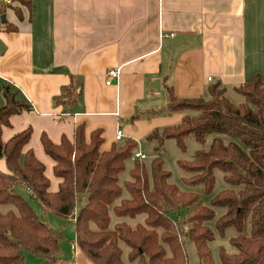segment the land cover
Here are the masks:
<instances>
[{"label": "trees", "instance_id": "1", "mask_svg": "<svg viewBox=\"0 0 264 264\" xmlns=\"http://www.w3.org/2000/svg\"><path fill=\"white\" fill-rule=\"evenodd\" d=\"M25 2L31 8L32 0ZM5 26L8 32L17 30ZM236 91L247 103H233L219 83L208 88V98H179L168 88L167 114L183 113V121L147 138L160 150L174 139L184 151L189 137L208 146L193 161L178 162L188 174L184 184L202 186L207 196L216 188V171L224 174L227 188L212 197L207 207L202 195L183 192L170 183L161 152L150 170L144 160H136L128 169L138 143L128 140L102 152V131H94L88 141L84 125L76 128L73 140L64 136L60 144L42 134L43 148L55 162L54 175L61 181L59 190L50 192L45 165L32 149L25 151L32 128L3 141V128L11 126V117L33 108L19 90L0 86L5 100L0 105V160L8 170H0V264H27L23 251L51 264H65L60 259L61 236L39 217L19 188H25L46 212L74 219L75 244L94 264H189L186 240L195 244L200 264H215L210 224L217 218L216 210L224 212L216 222L220 235L225 236L230 227L237 232L230 241L232 252L220 253L222 264H264V82L258 75ZM74 93L72 84L54 101L73 105ZM126 171L130 180L121 182ZM180 210H186L187 217L175 221L173 215ZM140 216L144 220L135 226L123 221ZM122 245L129 249L128 263Z\"/></svg>", "mask_w": 264, "mask_h": 264}, {"label": "crops", "instance_id": "2", "mask_svg": "<svg viewBox=\"0 0 264 264\" xmlns=\"http://www.w3.org/2000/svg\"><path fill=\"white\" fill-rule=\"evenodd\" d=\"M2 15L0 86H13L33 108L11 117L2 138L32 128L25 151L45 165L52 193L61 181L43 133L60 144L84 125L88 141L102 131V152L133 140L154 159L161 150L148 136L185 116L167 114L168 88L179 98H208L219 83L229 98L255 76L264 82V0H32L22 17L4 13L15 32L6 30ZM116 69L119 79L107 85ZM72 84L77 101L56 104ZM0 170L8 172L4 160ZM76 250V264H94Z\"/></svg>", "mask_w": 264, "mask_h": 264}, {"label": "rangeland", "instance_id": "3", "mask_svg": "<svg viewBox=\"0 0 264 264\" xmlns=\"http://www.w3.org/2000/svg\"><path fill=\"white\" fill-rule=\"evenodd\" d=\"M26 7L27 5L25 0H0V12L3 15L5 12L9 10L14 11L15 13L22 14V11ZM229 99H231V101L236 103L237 105H239L240 103H247V99L238 93L235 94L233 92H230ZM4 103L5 100L3 98L2 93L0 92V105H3ZM184 144H185V150L183 151L177 145L176 140L169 139L165 142L164 148L161 150V158L165 163V169L171 173V178L169 181L171 184L176 185L183 192L185 191L188 193H196L202 195L204 198V204L205 206L208 207L210 206L212 197H214L215 195L224 191L227 188V185L223 177L224 174L221 171L218 170L216 171V188L212 196H207L202 186H198L194 188L187 187L184 184L183 178L187 177L188 174L183 169H181L178 162L182 160L189 162L193 161L195 154L202 149H208V146L201 145L196 141L194 137L186 138ZM150 153H151L150 156L146 160H144L149 170L151 169V165L153 162L152 152ZM129 166L131 167L130 164L128 165V167ZM127 174L129 175L128 171L122 174L121 182H124V180L126 181L130 180V176L126 177ZM18 190L30 202V204L32 205L36 213L39 215V217L43 221H47L50 227L61 236L62 238L60 243L61 262L65 264H71L73 262L76 263L78 259V254H77V250L75 252V245H74L76 242V230H75L74 219L68 221L50 212H46L42 207V205L40 204V202L32 199L29 192L25 188H19ZM126 194L127 192H125V195ZM216 212H217V218L214 222L210 224V227L215 234V240L213 243H211L210 248L212 250L215 264H222L220 259V253L223 249L232 252V246L230 244V241L232 238L236 236L237 232L235 228L230 227L226 230L225 236H221L220 233L218 232L216 222L218 220V217H221L224 212L223 210H216ZM187 214L188 213L186 210H180L178 213H175L173 215V219L175 221L184 220L186 219ZM114 220H117L115 216H113V221ZM143 220H144V216H140L137 220L123 219V221L133 224V226H135L137 222H142ZM122 246L124 250V261L128 263L129 249L125 245ZM185 246L189 258V264H200L195 244L186 240ZM23 255L25 256V260L27 264H51L50 261L42 257H38L27 251H23Z\"/></svg>", "mask_w": 264, "mask_h": 264}, {"label": "built area", "instance_id": "4", "mask_svg": "<svg viewBox=\"0 0 264 264\" xmlns=\"http://www.w3.org/2000/svg\"><path fill=\"white\" fill-rule=\"evenodd\" d=\"M119 76H120V70L119 69L111 71L109 73V79H108L106 84L107 85H113L115 83V81H117L119 79ZM121 138H123V131L119 130L117 132L116 139L121 140ZM146 159H147V156L143 152L137 151L132 156L131 161L135 162L136 160H146ZM75 248H78V245L75 244Z\"/></svg>", "mask_w": 264, "mask_h": 264}, {"label": "water", "instance_id": "5", "mask_svg": "<svg viewBox=\"0 0 264 264\" xmlns=\"http://www.w3.org/2000/svg\"><path fill=\"white\" fill-rule=\"evenodd\" d=\"M1 20H2V23L3 24L7 23V17H6V15H2Z\"/></svg>", "mask_w": 264, "mask_h": 264}]
</instances>
